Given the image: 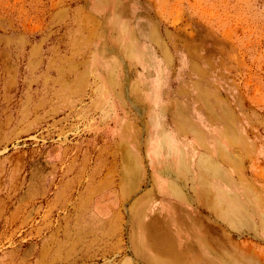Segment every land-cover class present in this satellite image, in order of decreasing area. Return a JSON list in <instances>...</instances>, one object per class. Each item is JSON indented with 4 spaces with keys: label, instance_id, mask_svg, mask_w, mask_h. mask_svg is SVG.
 Listing matches in <instances>:
<instances>
[{
    "label": "rangeland",
    "instance_id": "1",
    "mask_svg": "<svg viewBox=\"0 0 264 264\" xmlns=\"http://www.w3.org/2000/svg\"><path fill=\"white\" fill-rule=\"evenodd\" d=\"M264 264V0H0V264Z\"/></svg>",
    "mask_w": 264,
    "mask_h": 264
},
{
    "label": "bare ground",
    "instance_id": "2",
    "mask_svg": "<svg viewBox=\"0 0 264 264\" xmlns=\"http://www.w3.org/2000/svg\"><path fill=\"white\" fill-rule=\"evenodd\" d=\"M202 252H203L202 261H201L202 264H215V263L210 262V259H209L210 256H208V251L206 248H203ZM232 263L233 264H253L249 261H244V262L238 261L237 262V260H235V258L232 259Z\"/></svg>",
    "mask_w": 264,
    "mask_h": 264
}]
</instances>
